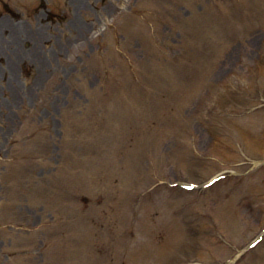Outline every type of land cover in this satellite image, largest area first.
<instances>
[{
  "label": "rangeland",
  "instance_id": "1",
  "mask_svg": "<svg viewBox=\"0 0 264 264\" xmlns=\"http://www.w3.org/2000/svg\"><path fill=\"white\" fill-rule=\"evenodd\" d=\"M17 1L21 0H0V11L4 2L10 8L37 4V0L23 5ZM51 1L52 11L64 14V21H49L47 13L38 8L18 10L14 20L0 14V20L21 26L27 34L24 40L12 42V27L2 30L0 25V264H175L180 251L169 239L187 243L182 230L194 226L184 225L178 232L173 221L183 225L190 219L184 211L190 205L173 196L163 201L157 214L131 218L132 199L116 190L120 170L128 184L146 183L142 190L154 193L151 174L169 181L179 167L188 178L197 180V175L217 168L208 159L186 163L183 147L193 145L196 153L206 157L216 153L222 158L219 161L236 164L242 158L237 152L207 143L210 130L221 139L232 134V145L239 140L250 156H264V134L255 129L259 116L247 117V101L239 92L240 81L247 83L244 88L254 90L255 70L256 78L264 75L259 60L264 52V16L225 31L219 16L237 14L234 10L243 8L244 0ZM123 46L128 53L125 48L121 53ZM161 55L167 58L163 64ZM183 60L190 64L189 71L187 64L182 68ZM133 61L143 76L134 81L139 93L152 86L156 75L169 73L189 75L180 85L195 86L194 95L173 114L159 113L156 103L157 113H150L155 94H144L145 107L130 81L127 65ZM116 87L124 94L114 92ZM225 96L238 103L236 110L246 113L244 117L219 114ZM145 112L153 121L150 124L147 119L143 123ZM168 116L173 121L182 116L183 126L172 131ZM235 121L239 125L234 128ZM118 125L129 126L135 138L143 125L141 132L148 134L149 128L157 138L160 135L158 145L150 151L148 142V155L141 154L136 163L133 138L124 147L107 142V137L113 141L118 136ZM188 132H194L195 139ZM142 164L145 167H139ZM230 181H224L218 192L212 190L195 199L206 215L215 207L209 199L219 198L234 186ZM74 182L78 188L72 187ZM242 187L251 199L240 208L241 216L231 231L226 223L217 224V208L210 217L213 230H222L220 237L230 246V250L216 248L213 255L218 254V262L220 253L230 254L264 225V170L249 177ZM86 192L94 196L89 204V198L82 197ZM262 207L255 222L250 211ZM200 212H194L199 225L204 224ZM259 247L251 255L244 254L240 264H263L264 239ZM168 248L174 259L168 257ZM197 254L210 264L207 250Z\"/></svg>",
  "mask_w": 264,
  "mask_h": 264
}]
</instances>
